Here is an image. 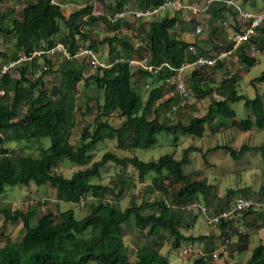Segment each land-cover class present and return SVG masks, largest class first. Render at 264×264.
Returning <instances> with one entry per match:
<instances>
[{
	"label": "trees",
	"instance_id": "16d2710c",
	"mask_svg": "<svg viewBox=\"0 0 264 264\" xmlns=\"http://www.w3.org/2000/svg\"><path fill=\"white\" fill-rule=\"evenodd\" d=\"M66 1L61 0L62 4H68ZM93 1L106 5L103 15L94 14ZM163 1L83 0V7L69 16H66L62 6L52 4L51 0L28 2L21 18L15 15V5L11 9L0 8V34L13 37L16 41L11 52L2 54L0 71L3 66L17 61L20 55L31 57L34 51L52 48L57 43L68 45L70 53L75 55L89 39L87 26L96 21L106 23L112 35L101 42L91 41L87 46L97 53L99 45L107 43L111 56L116 53L117 46L122 49L115 60H108L107 65L111 64L109 67L94 68L83 55L73 59L64 58L58 70L60 83L50 89L46 87L44 78L52 72L55 64L54 57L46 54L21 62L4 75L2 88L6 93L0 95V134L16 132L18 140L47 138L50 144L46 148L41 147L37 156L17 155L6 147L5 140L0 137V196L7 187L28 186L33 182L38 186L50 185L62 202L77 205L82 197L92 196L93 199L87 202L88 213L81 219L76 218L73 209L61 212L58 221L51 210L38 216L37 211L31 208L27 212L1 209L0 215L4 216L5 222L21 223L25 235L18 241L6 238L4 246L0 247V264H170L168 257L161 252L167 238L173 239L176 247L184 241L203 243L208 239L215 240L214 236H187L181 231L189 218H196L190 212L195 205L200 204L207 209L211 207L212 215H217L229 210L237 197L261 200L264 184L256 194L249 193L247 189L230 190L222 200L213 184L187 174L185 168L189 162V152L200 151L199 148H186L180 159L175 155H164L152 161L106 152L100 160L88 164L93 149L107 140H116L117 148L121 150L150 149L163 133L175 135L176 140L180 136L202 139L208 126L221 122L220 125L225 128L224 121H230L232 127L243 132L253 128L264 131V93L258 92L254 99L240 93V79L227 70L228 62H218L210 67L212 73L222 72L219 82L210 76L203 79L200 69L191 71L189 86L196 96H207L215 91L220 97L212 99L205 115L185 121L181 111L188 106L189 100L182 110L171 111L178 96L175 85L167 83L166 79L177 75L176 71L185 62L209 55L217 45V34L225 38L222 27L227 12L231 13L233 30L244 27L237 22L234 8L222 1H214L205 11L210 15L209 23L212 26L217 21L223 22L221 28H212L210 38L216 36L211 39L216 41L212 43L211 50H205L199 41L192 43L177 33L179 24L185 20L182 16L189 15L187 11L168 13L164 17L140 23V26H144L142 29H147L144 39L147 46L143 48L121 35L125 21L111 23L108 19L127 9L130 4L135 5L134 9H147ZM192 19L190 17L189 21ZM223 44V50L231 46L228 38L223 40ZM252 46L260 53L264 52V24L258 29L257 36L243 43L236 51L235 56L244 67L257 63V58L249 55ZM190 47H194L195 52H190ZM132 57L147 58L150 65L162 66V69L154 73L133 68L123 61L115 62ZM88 68L95 71L86 77ZM83 80L86 84L93 83L91 89L95 95L80 105L78 86ZM142 80L154 84L147 98L136 88ZM263 81L264 72L251 83ZM241 101L251 109V116L240 120L231 103ZM22 107H25V112H22ZM168 112L179 114V118L172 121L166 116ZM79 114L85 126L79 140L72 143ZM116 118L120 120L118 125L112 122ZM216 150L229 153L234 160H240L253 151L261 152L264 157V146L243 144L240 148H233L219 144L208 151ZM65 160L85 167L68 178L58 171ZM108 163L122 170L131 166L138 172L140 181L154 173V186L163 199L138 203L132 197L129 206L123 209L118 200L129 188L135 187L133 181H126L124 173H118L112 184L93 182L94 178L100 179L102 169ZM186 209L190 210L187 214L184 213ZM241 214L259 215L264 223V212L252 208L220 220L217 225L220 233L216 238L229 237L234 218ZM131 219H134L144 239V243L135 249L126 244L123 231V225ZM249 243V234L241 235L234 251L244 252ZM192 264L216 263H206L197 257ZM244 264H264V243L253 249L251 257Z\"/></svg>",
	"mask_w": 264,
	"mask_h": 264
},
{
	"label": "rangeland",
	"instance_id": "374dc122",
	"mask_svg": "<svg viewBox=\"0 0 264 264\" xmlns=\"http://www.w3.org/2000/svg\"><path fill=\"white\" fill-rule=\"evenodd\" d=\"M35 0H0V8L3 10L11 9L12 5H15L14 11L18 18H21V13L24 6ZM186 4L196 6L198 8H204L209 0H182ZM246 11L258 12L264 9V0H234ZM71 3L70 0L66 1ZM77 6L70 4L64 8L66 16L75 12L77 9L83 7V0L75 1ZM94 14L103 15L106 12V5L93 1ZM136 8L134 4H130L128 9ZM173 14V11L168 10L166 13H162L161 17L166 14ZM181 15V14H180ZM185 20L183 24H179L177 28V33L179 36L187 39L190 42L199 41L201 46L205 50L212 49V43L215 41L210 38L213 35L212 28H221L222 20L215 22L212 26L209 23L210 15L208 13H193V15L184 14L182 16ZM193 18L189 21V19ZM225 21H228V25L223 24V29L225 33V38L221 34H217L218 41H216L214 50H211L210 54L207 55L211 57L220 51H223L222 45L223 40L227 39L229 35L233 32V27L231 26V13H226ZM143 21H125L121 28V35H123L125 40L133 42L135 46H142L146 48L147 42L144 40L146 38V27L142 29ZM140 23L141 26L139 25ZM89 31V39L85 45H89L91 41L101 42L106 37L111 36L112 32L109 30L106 23L102 21L92 22L87 26ZM64 31L62 30V33ZM211 40V41H210ZM15 39L13 37L5 36L0 34V63L2 61V54H8L15 47ZM120 46H117L116 53L111 56L109 45L107 43L101 44L97 50V58L103 64H108V60L113 61L117 57L116 54L120 53ZM249 55L255 56L257 58V63L252 67L242 66L237 57L234 56L228 60L227 70L230 74H235L240 79L239 90L240 93L246 95L250 99H254L257 93H264V81L252 84L251 82L260 77L264 72V52L260 53L253 46L250 49ZM137 58V57H136ZM113 59V60H111ZM64 57L54 56V69L51 73L47 74L44 78L46 87L50 89L53 85L60 83V77L58 75L59 65L63 63ZM194 68H188L181 72L179 75L183 79L187 86H189V77L191 71ZM207 69V70H204ZM203 79L206 80L207 76L215 78L218 82L221 80L223 74L221 71L212 73L210 67L200 68ZM95 69L88 68L86 77L91 75ZM207 71V72H206ZM206 83V81H205ZM93 83L86 84L83 80L78 86V102L84 104V102L95 93L92 88ZM149 85L148 89L146 86ZM154 87L152 81L142 80L136 87L137 90L143 94L146 98L148 97L149 91ZM190 99L188 106L181 111L182 117L185 121L189 120L194 116H203L206 114L207 109L213 98L220 99L218 94L213 91L212 94L207 96L200 95L196 96L195 93L190 89ZM231 107L237 111L238 119H245L251 116V109L247 108L243 101L231 103ZM25 107H22V112H25ZM172 121L179 118V114H174L168 112L167 115ZM112 122L115 125L120 123L119 119H113ZM226 127L223 128L220 124L221 122H216V124L207 127L206 135L200 139L198 137H183L180 136L176 140V136L172 134L163 133L158 136V142L150 149H137V150H121L117 148L116 140H107L99 143L92 151L90 155L89 165L93 162L98 161L106 152H114L117 155L123 156H137L143 161L158 160L164 155H175L177 159H180L183 155V151L188 147L199 148L200 151H190L189 152V162L185 168L187 174H191L193 178L205 180L213 184L216 188V192L219 198L222 200L227 197L230 190H240L247 189L249 193H258L261 186L264 184V157L261 152L253 151L245 155L244 158L240 160H234L229 153L223 150L208 151L217 145H229L233 148H240L243 144H249L251 146H264V131H259L253 128L250 131L243 132L230 125V121L222 122ZM220 125V126H219ZM85 126V122L82 116L78 115V125L74 131L72 137V143H76L81 134V130ZM219 126V127H218ZM0 137L5 140L6 147L10 149L17 155H32L37 156L39 154V149L41 147H48L50 144L49 139L42 138L40 140H18L16 132H3ZM85 166L76 165L68 160L63 161L58 168V171L64 176L70 178L76 171L84 168ZM118 173H124L126 176V181H133L135 187L129 188L124 196L119 199V203L123 209L127 208L130 204L132 197H135L138 203L143 200L150 202L163 199L161 192L157 191L154 186L155 174L151 173L147 175L144 181H140L138 178V172L131 166L122 170L119 166L108 163L101 172V177L94 178L93 182L102 183L105 185L112 184ZM163 193V192H162ZM255 198H258L255 197ZM88 200L87 202H91ZM87 202L84 206L75 205L73 203H66L59 201L57 199V193L50 185L38 186L35 183H31L28 186L17 185L12 187H7L6 192L0 196V210L2 209H21L27 212L29 208L36 210L37 215H41L47 210H51L56 215V220L59 219V214L65 210L73 209L77 219H81L88 213ZM218 202V200H217ZM260 207L258 211L264 212V195L261 200L258 201ZM211 208V207H210ZM207 209L205 206L197 204L192 210H184L187 214L190 211L196 218H189L186 224L183 226L181 231L189 236H201L209 235L214 236L215 240L203 243L198 242H182L179 247H176L174 240L167 238L164 243V247L161 252L163 255L167 256L170 264H192V262L197 258L193 254H183V250L187 249L189 245H195L198 249L202 251L209 252L212 250L214 245H218L220 239H217V234L220 233L217 226H210L206 222L208 216H213L211 213L212 209ZM227 208V207H226ZM225 208V209H226ZM235 222L232 225V229L229 231V237L232 239L231 245L228 247L227 251L222 254V257L217 261L219 264H244L251 257L253 249L260 243H264V223L259 215H249L244 216V214L237 215L234 218ZM123 231L125 233L126 244L135 249L136 246L144 243L141 230L134 223V219H131L128 223L123 225ZM242 231L243 233H239ZM249 234L250 243L248 249L242 253H238L235 250L236 245L239 243L240 236L244 234ZM164 234V233H163ZM25 235V231L21 223H11L5 222L4 216L0 215V247L4 246L6 238L18 241L21 240ZM222 239V238H221ZM216 263V264H217Z\"/></svg>",
	"mask_w": 264,
	"mask_h": 264
},
{
	"label": "built area",
	"instance_id": "2783aa9c",
	"mask_svg": "<svg viewBox=\"0 0 264 264\" xmlns=\"http://www.w3.org/2000/svg\"><path fill=\"white\" fill-rule=\"evenodd\" d=\"M214 1H222L227 6L232 7L237 12V22L239 25L241 24L244 28L240 30H233L232 34L228 36V41L230 43V47L226 50L220 51L217 54L208 57V56H198L193 61H187L183 64V66L177 70V75L166 79L167 83H171L175 85V90L178 96L177 101L172 105L171 111L177 112L185 108L190 98V89L187 86L186 82L181 79L180 73L188 68H196L200 69L203 67H214L218 62H227L232 57L235 56L237 49L245 42H249L255 36H257L258 29L264 24V9L258 12H250L246 11L243 7H241L234 0H209L207 5L204 8H198L196 6L186 4L182 0H164L162 3L157 6H153L147 9H125L121 12L116 13L114 16L108 17L111 23L121 21H150L161 17L162 13L168 12L171 10L173 12H181L187 11L189 15H193V13H203L207 10V8ZM51 3L54 5L62 6L63 9L68 6V4H62L61 0H51ZM229 22H225V25H228ZM190 52H195L194 47H190ZM46 54L48 56L54 57L57 55H61L66 59H73L78 56H86L88 62L94 67L97 68L99 66L109 67L110 65L103 64L97 58V54L95 51L89 46L79 47L76 51L75 55H72L69 50V46L64 43H57L54 47L41 50L34 51L31 57H27L26 55H20L19 59L14 62H10L8 65L3 66L0 71V95L4 96L6 91L2 88V82L4 75L7 74L11 69L18 66L21 62L31 60L34 56ZM123 61L129 64V66L133 68H141L144 70L152 71L154 73H158L161 71V67H154L149 64V60L147 58L139 59L136 57L127 58V59H117L115 62ZM171 71H174L173 68L168 66ZM148 89L149 85L146 86ZM92 196L82 197L79 204L80 206H84L88 200H92ZM260 207V203L254 199H248L245 197H237L233 202V206L229 210H224L217 215L208 216L206 222L210 226H217L220 220L228 219L235 215L236 213L245 212L252 208L258 209ZM264 232V228H262ZM243 233L242 231L239 232ZM232 239L230 237H223L218 245L211 251L205 252L195 245H189L187 249L183 250L184 255L193 254L198 258L203 259L206 263H217V261L222 257L228 247L231 245Z\"/></svg>",
	"mask_w": 264,
	"mask_h": 264
},
{
	"label": "crops",
	"instance_id": "0c3cea01",
	"mask_svg": "<svg viewBox=\"0 0 264 264\" xmlns=\"http://www.w3.org/2000/svg\"><path fill=\"white\" fill-rule=\"evenodd\" d=\"M70 1H71V3H68V6H69L70 4H72V5H74V6H77L76 3H75L76 0H70ZM186 40H187V39H186ZM187 41H188V40H187ZM216 244H217V243H216ZM216 244L214 245V247H213L212 249H214V248L217 246ZM245 263H246V262H245ZM217 264H219V263H217Z\"/></svg>",
	"mask_w": 264,
	"mask_h": 264
}]
</instances>
